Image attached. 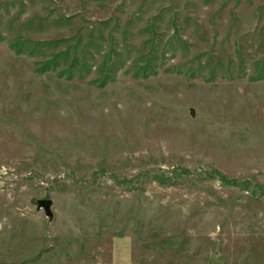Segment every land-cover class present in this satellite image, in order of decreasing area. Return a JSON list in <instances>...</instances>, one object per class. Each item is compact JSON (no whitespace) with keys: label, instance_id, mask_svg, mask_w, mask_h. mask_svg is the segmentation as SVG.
<instances>
[{"label":"rangeland","instance_id":"obj_1","mask_svg":"<svg viewBox=\"0 0 264 264\" xmlns=\"http://www.w3.org/2000/svg\"><path fill=\"white\" fill-rule=\"evenodd\" d=\"M0 264H264V0H0Z\"/></svg>","mask_w":264,"mask_h":264},{"label":"water","instance_id":"obj_2","mask_svg":"<svg viewBox=\"0 0 264 264\" xmlns=\"http://www.w3.org/2000/svg\"><path fill=\"white\" fill-rule=\"evenodd\" d=\"M36 204L39 210H43V213L47 218H52V212L50 210L52 202L50 200H39L36 202Z\"/></svg>","mask_w":264,"mask_h":264}]
</instances>
